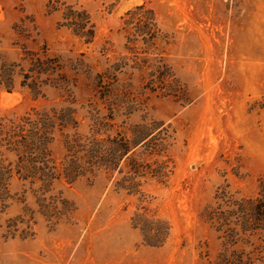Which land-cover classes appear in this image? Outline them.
I'll use <instances>...</instances> for the list:
<instances>
[{"label":"rangeland","instance_id":"374dc122","mask_svg":"<svg viewBox=\"0 0 264 264\" xmlns=\"http://www.w3.org/2000/svg\"><path fill=\"white\" fill-rule=\"evenodd\" d=\"M86 17L90 43L71 25ZM37 57L59 60L69 91L45 86L34 99L21 86ZM4 62L20 66L13 92L0 94V117L74 109L77 128L57 131L50 145L58 166L66 136L89 132L90 103L109 113L95 87L106 72L112 95L127 98L107 134L131 137L146 125L149 146H163L154 156L142 144L132 151L145 173L135 188L125 159L72 185L57 181L48 212L14 180L0 202V264H218L223 245L207 208L217 194L256 196L264 174V0H1ZM165 67L173 77L162 79ZM64 201L72 210L58 222ZM144 218L166 223L161 246L135 228Z\"/></svg>","mask_w":264,"mask_h":264},{"label":"trees","instance_id":"16d2710c","mask_svg":"<svg viewBox=\"0 0 264 264\" xmlns=\"http://www.w3.org/2000/svg\"><path fill=\"white\" fill-rule=\"evenodd\" d=\"M1 1V0H0ZM71 25L76 35L86 38V42H92L94 30L89 26V19H73ZM29 62V59H25ZM29 74L25 75L21 86H27L34 99L42 95V89L50 86L54 89L68 90L69 81L65 79L63 66L56 58L30 59ZM20 65L2 63L0 66V94L2 91L12 93L16 84V67ZM161 66L156 65L157 72ZM163 78L173 77L169 68ZM108 72L97 76L96 89L100 93V101L105 104L109 113H102L93 109L91 113V125L87 134L78 132L67 135L65 139L64 160L61 165L54 161L50 145L57 131L72 127L77 128L78 122L75 111L71 107L52 106L49 108H31L17 120L0 117V202L4 205L9 196V188L14 180L29 185V189L41 198L38 201L42 212L50 210L46 202L53 185L65 179L72 185L82 177H95L98 172L113 171L120 164L130 159L131 166L129 179L133 182L136 178L145 175L144 166L131 159L133 150L142 146L151 148L150 156L160 155L163 145H154L147 141L149 134L146 125H136L131 129V137L123 133L111 137L107 132L112 126L116 116L122 115V104L127 100L126 93L123 96L112 95L109 87ZM30 82L28 83V80ZM124 97V98H123ZM125 108V107H124ZM124 114L130 115L133 109L126 107ZM106 135V136H104ZM159 146V147H158ZM10 156L12 160L5 158ZM153 172V171H152ZM154 174H157L154 171ZM153 174V175H154ZM132 189V187H129ZM53 199L49 197L48 199ZM217 203L209 206L205 212L206 220L218 233L222 240L223 250L219 254L218 264H264V174L259 179L258 193L248 199L234 200L233 197L217 194ZM62 204L64 213L56 215L61 219L68 213L67 202ZM57 209V206H54ZM47 214V213H46ZM134 221V219H133ZM134 224V223H133ZM139 228L143 241L151 247L161 246L168 236V227L163 221L153 222L144 218L143 223L135 224Z\"/></svg>","mask_w":264,"mask_h":264}]
</instances>
